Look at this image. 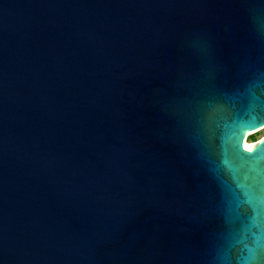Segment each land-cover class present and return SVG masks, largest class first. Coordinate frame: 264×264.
<instances>
[{
  "label": "water",
  "instance_id": "obj_1",
  "mask_svg": "<svg viewBox=\"0 0 264 264\" xmlns=\"http://www.w3.org/2000/svg\"><path fill=\"white\" fill-rule=\"evenodd\" d=\"M263 127L264 0H0V264H264Z\"/></svg>",
  "mask_w": 264,
  "mask_h": 264
},
{
  "label": "rangeland",
  "instance_id": "obj_2",
  "mask_svg": "<svg viewBox=\"0 0 264 264\" xmlns=\"http://www.w3.org/2000/svg\"><path fill=\"white\" fill-rule=\"evenodd\" d=\"M263 136H264V128L257 132L254 131L253 133H251L249 136L246 137L245 144L247 145V147H249Z\"/></svg>",
  "mask_w": 264,
  "mask_h": 264
},
{
  "label": "bare ground",
  "instance_id": "obj_3",
  "mask_svg": "<svg viewBox=\"0 0 264 264\" xmlns=\"http://www.w3.org/2000/svg\"><path fill=\"white\" fill-rule=\"evenodd\" d=\"M263 128H264V127H263ZM263 128H261V129H259V130H256L255 132L260 131V130H262ZM252 133H253V132H252ZM250 134H251V133H249V134H245V135H244V142H243V144H244V147H246V148H248V147H247V145L245 144V139H246V137L249 136Z\"/></svg>",
  "mask_w": 264,
  "mask_h": 264
},
{
  "label": "snow or ice",
  "instance_id": "obj_4",
  "mask_svg": "<svg viewBox=\"0 0 264 264\" xmlns=\"http://www.w3.org/2000/svg\"><path fill=\"white\" fill-rule=\"evenodd\" d=\"M258 126H260L259 124H253V127H258ZM248 130H250V129H248Z\"/></svg>",
  "mask_w": 264,
  "mask_h": 264
}]
</instances>
